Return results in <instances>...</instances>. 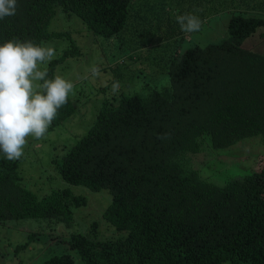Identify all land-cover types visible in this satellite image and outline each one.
Returning a JSON list of instances; mask_svg holds the SVG:
<instances>
[{"label": "trees", "instance_id": "16d2710c", "mask_svg": "<svg viewBox=\"0 0 264 264\" xmlns=\"http://www.w3.org/2000/svg\"><path fill=\"white\" fill-rule=\"evenodd\" d=\"M189 1L165 0L176 16L190 13L202 22L213 11L214 1L205 0L209 6L197 9ZM251 1L246 11L232 12L229 37L221 43L175 50L170 87L104 103L89 133L56 163V170L73 187L109 191L112 203L103 215H78L83 229L67 241L54 239L67 248L40 264H264V154L253 173L225 186L205 180L200 166L192 165L193 159L201 165L207 155L215 158L211 150L247 138L262 136L264 144V55L244 48L264 28V3ZM142 2L149 0H17L16 14L0 20V44L19 39L44 46L63 38L67 33L50 31L58 8L111 39L134 27ZM165 28L179 34L133 43L131 53L169 41L179 48L190 40L176 19L169 17ZM80 55L75 45L65 51L51 63L47 78L55 77L57 62ZM75 113L68 96L49 130ZM22 181L20 159L0 155V225L30 220L67 231L75 211L89 205L71 189L39 196ZM40 232L17 247L18 255Z\"/></svg>", "mask_w": 264, "mask_h": 264}, {"label": "rangeland", "instance_id": "374dc122", "mask_svg": "<svg viewBox=\"0 0 264 264\" xmlns=\"http://www.w3.org/2000/svg\"><path fill=\"white\" fill-rule=\"evenodd\" d=\"M207 1H214L213 9L209 8V11H213L206 15L198 32H184L190 40L179 43V48L173 41L171 44L169 41L148 48L140 47L133 53L130 51L133 43L150 42L151 37L157 40L179 34L177 31L169 33L165 28L169 17L175 19L179 16H176L174 6L168 5L165 0L142 2L138 8L141 9L139 19L133 20L134 27L130 24L129 28L124 29V33L111 39L95 35L81 18L73 16L68 19L62 9L58 8L50 31L67 34L44 44L54 47L55 55L50 61L40 65V68L48 73L51 63L63 57L65 51L72 49L74 45L80 48V56L63 59L56 63L55 68V76L60 75L74 84L69 96L74 102L76 113L54 131H50L49 126L43 138H28L24 155L20 158V172L23 186L39 196L68 188L76 194L84 195L90 202L88 207L75 211L71 230L56 232V226L49 227L45 223L41 225L30 220L0 225V264H40L44 258H50L56 253L53 251L67 248L58 243V246L55 245L54 239L67 241L71 234L83 229L80 222L75 220L78 215L85 219L87 215L91 217L104 214L112 203L109 191L93 193L88 189L69 185L57 174L56 163H60L67 151L89 133L108 99L134 94L146 96L154 90L162 91L170 87L168 72L175 50L178 53L179 50L184 52L196 45L204 48L212 43H221L229 37L228 26L232 12H236L235 9L246 11L251 0ZM191 3L194 9L209 6L205 0H190L189 6ZM251 3L260 6L264 1L253 0ZM260 8L264 12V6ZM244 48L264 55V28L248 39ZM94 67L98 69L96 75L91 73ZM211 151L213 153L210 155L215 158L210 159L207 155L205 158L209 160L201 165L198 160L193 159L192 165L195 168L200 166L197 170L205 180L225 186L232 179L254 172L258 158L264 154V144L262 136H255L244 139L231 148ZM39 231L43 232H40V236L36 237L26 251L18 255L17 247L32 240L31 235Z\"/></svg>", "mask_w": 264, "mask_h": 264}, {"label": "clouds", "instance_id": "9594fccd", "mask_svg": "<svg viewBox=\"0 0 264 264\" xmlns=\"http://www.w3.org/2000/svg\"><path fill=\"white\" fill-rule=\"evenodd\" d=\"M17 0H0V20L16 14ZM181 31L198 32L202 21L186 13L176 18ZM55 55L54 47L32 40L12 39L0 44V155L19 160L28 138L41 139L67 103L74 84L60 75L47 78L40 65ZM91 73L96 75L97 68ZM115 87V85H114Z\"/></svg>", "mask_w": 264, "mask_h": 264}]
</instances>
